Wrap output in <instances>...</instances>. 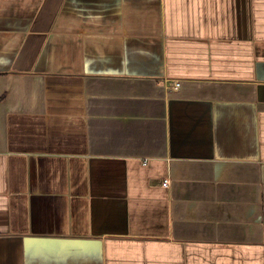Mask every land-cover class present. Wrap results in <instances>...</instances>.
Segmentation results:
<instances>
[{
  "label": "crops",
  "instance_id": "1",
  "mask_svg": "<svg viewBox=\"0 0 264 264\" xmlns=\"http://www.w3.org/2000/svg\"><path fill=\"white\" fill-rule=\"evenodd\" d=\"M0 264H264V0H0Z\"/></svg>",
  "mask_w": 264,
  "mask_h": 264
},
{
  "label": "built area",
  "instance_id": "2",
  "mask_svg": "<svg viewBox=\"0 0 264 264\" xmlns=\"http://www.w3.org/2000/svg\"><path fill=\"white\" fill-rule=\"evenodd\" d=\"M179 85H180L179 83H176V86H179ZM168 182H169V181H166V182L164 183V185L167 186Z\"/></svg>",
  "mask_w": 264,
  "mask_h": 264
}]
</instances>
